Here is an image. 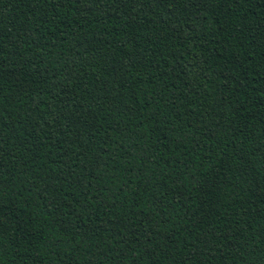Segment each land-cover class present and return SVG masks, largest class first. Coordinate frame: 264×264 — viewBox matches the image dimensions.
<instances>
[{"label": "trees", "instance_id": "16d2710c", "mask_svg": "<svg viewBox=\"0 0 264 264\" xmlns=\"http://www.w3.org/2000/svg\"><path fill=\"white\" fill-rule=\"evenodd\" d=\"M0 264H264V0H0Z\"/></svg>", "mask_w": 264, "mask_h": 264}]
</instances>
